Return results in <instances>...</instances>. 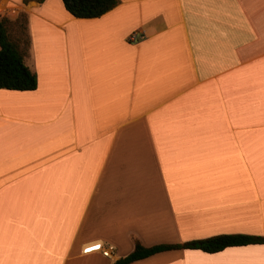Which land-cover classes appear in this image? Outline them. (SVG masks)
<instances>
[{
  "label": "crops",
  "instance_id": "1",
  "mask_svg": "<svg viewBox=\"0 0 264 264\" xmlns=\"http://www.w3.org/2000/svg\"><path fill=\"white\" fill-rule=\"evenodd\" d=\"M20 13L37 85L0 88V264L264 237V0H117L91 18L0 1ZM129 264H264V242Z\"/></svg>",
  "mask_w": 264,
  "mask_h": 264
},
{
  "label": "trees",
  "instance_id": "2",
  "mask_svg": "<svg viewBox=\"0 0 264 264\" xmlns=\"http://www.w3.org/2000/svg\"><path fill=\"white\" fill-rule=\"evenodd\" d=\"M24 3L31 0H22ZM42 2L43 0H34ZM64 9L77 18L98 17L110 10L117 0H61ZM11 33H15L12 36ZM19 34V35H18ZM29 41L26 34V16L20 13L10 21L0 17V88L9 90H33L37 85L35 74L25 65L24 55ZM263 236L232 233L218 234L206 238L193 239L177 243H158L145 246L135 242L132 250L116 259L113 264H129L155 253L188 249L205 253H216L226 248L262 244Z\"/></svg>",
  "mask_w": 264,
  "mask_h": 264
},
{
  "label": "built area",
  "instance_id": "3",
  "mask_svg": "<svg viewBox=\"0 0 264 264\" xmlns=\"http://www.w3.org/2000/svg\"><path fill=\"white\" fill-rule=\"evenodd\" d=\"M1 1V0H0ZM144 37V33L138 32V31H132L128 35V40L130 42H135L139 39H142ZM114 246L111 244H106L102 249H101V254L105 257H111L113 254Z\"/></svg>",
  "mask_w": 264,
  "mask_h": 264
},
{
  "label": "rangeland",
  "instance_id": "4",
  "mask_svg": "<svg viewBox=\"0 0 264 264\" xmlns=\"http://www.w3.org/2000/svg\"><path fill=\"white\" fill-rule=\"evenodd\" d=\"M12 34V36H15V33H11ZM19 35V34H18Z\"/></svg>",
  "mask_w": 264,
  "mask_h": 264
},
{
  "label": "water",
  "instance_id": "5",
  "mask_svg": "<svg viewBox=\"0 0 264 264\" xmlns=\"http://www.w3.org/2000/svg\"><path fill=\"white\" fill-rule=\"evenodd\" d=\"M263 242H264V238H263Z\"/></svg>",
  "mask_w": 264,
  "mask_h": 264
}]
</instances>
